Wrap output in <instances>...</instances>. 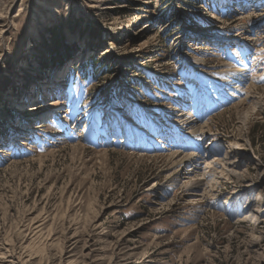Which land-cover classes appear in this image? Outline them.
<instances>
[{
    "label": "rangeland",
    "instance_id": "obj_1",
    "mask_svg": "<svg viewBox=\"0 0 264 264\" xmlns=\"http://www.w3.org/2000/svg\"><path fill=\"white\" fill-rule=\"evenodd\" d=\"M4 81L0 264H264V0H0Z\"/></svg>",
    "mask_w": 264,
    "mask_h": 264
},
{
    "label": "bare ground",
    "instance_id": "obj_2",
    "mask_svg": "<svg viewBox=\"0 0 264 264\" xmlns=\"http://www.w3.org/2000/svg\"><path fill=\"white\" fill-rule=\"evenodd\" d=\"M220 39V38H219ZM224 71V70H223ZM244 77V75H243ZM241 78V77H240ZM251 78V77H250ZM241 80V79H240ZM237 84V83H236ZM221 85V84H220ZM234 86L232 87V89H237L239 87H237L235 84H233ZM230 89V90H232ZM227 92V91H226ZM247 98V97H246ZM186 107V106H185ZM190 111V110H189ZM187 112V111H186ZM191 114V113H190ZM182 117H185L183 118L182 120L180 119L179 122H182V125L184 128H186L189 132V134H191L193 137L195 136L196 139L199 138L200 142L203 140V138L205 137L204 134V129L207 127V125L204 123L203 125H201L200 121L198 122L196 119L192 117H190L188 114L186 113H181ZM187 115V116H186ZM82 116V115H81ZM168 116V115H167ZM188 117V118H187ZM174 119V118H173ZM158 120V119H157ZM172 121V120H171ZM197 123L199 125H197ZM176 125V124H175ZM161 132V131H160ZM172 132V131H171ZM170 133V132H169ZM181 133V132H180ZM207 133V132H206ZM185 136V135H184ZM190 139V138H189ZM164 140V139H163ZM191 140V139H190ZM149 141V140H148ZM169 141V140H168ZM189 142V141H188ZM199 143V142H198ZM154 144V143H153ZM175 144V143H174ZM195 144V143H194ZM200 144V143H199ZM155 145V144H154ZM170 145V144H169ZM193 145V144H192ZM209 145V144H208ZM212 146H215L214 147V150H218V148L216 149V146L220 147L221 146V142H219L218 140H214V142L212 144H210ZM161 147V146H160ZM175 147V146H174ZM166 148V147H165ZM167 149V148H166ZM175 149V148H174ZM194 150V149H193ZM221 150V149H220ZM198 151V150H197ZM209 151V149H208ZM207 151V152H208ZM241 152V149L240 148H236L234 151L231 150V151H227L225 152V156L223 159H212V161L210 162L211 165L208 167V168H215L217 166H226V167H231V166H234L237 164L236 162L237 161H234V157L236 156H239ZM188 153V152H187ZM194 153V152H193ZM170 155V156H169ZM168 155V157H170V159L172 161H174V163L178 164L180 163V168L178 170V172L176 171V175L178 176L180 173L181 174H184V175H187L188 173H190V171H196L199 169V166H200V162L198 161V159L196 158L197 155L194 153L193 155H189V154H179L178 152H170ZM170 160V161H171ZM201 160V159H199ZM230 170V169H229ZM169 172V171H168ZM228 172V170H227ZM230 172V171H229ZM203 174V173H202ZM199 175L198 179L194 180V184L192 182V185L189 189H191L190 191H198L203 182L206 180V176L205 174L203 175ZM171 175V174H170ZM229 175V174H228ZM174 176V175H173ZM214 176V175H213ZM208 177V176H207ZM171 178V177H170ZM173 178V177H172ZM176 178V177H175ZM178 179V178H177ZM210 179V178H209ZM219 179V178H218ZM171 185V184H170ZM176 185V184H175ZM203 194V193H202ZM198 200V199H197ZM193 203V202H192ZM196 203H199L198 201H196ZM245 219V218H244ZM38 232V231H37ZM78 242V241H77ZM8 252V250H7ZM8 255V254H7ZM2 259V258H1Z\"/></svg>",
    "mask_w": 264,
    "mask_h": 264
},
{
    "label": "trees",
    "instance_id": "obj_3",
    "mask_svg": "<svg viewBox=\"0 0 264 264\" xmlns=\"http://www.w3.org/2000/svg\"><path fill=\"white\" fill-rule=\"evenodd\" d=\"M79 24L78 21L70 20L69 24ZM71 33L75 34V28L74 26L70 29ZM50 39L46 40L45 42V49L42 51L41 59L39 60V64L41 65L40 73L43 72L48 67L51 66H57L60 67L64 65L66 62L72 60L73 57V45L68 43L66 40V33L65 28L60 29H54L50 32ZM50 55V56H49ZM9 86V83L7 81H4V85L1 86V90L5 91L7 87ZM1 114V111H0ZM0 132H2L0 128Z\"/></svg>",
    "mask_w": 264,
    "mask_h": 264
}]
</instances>
